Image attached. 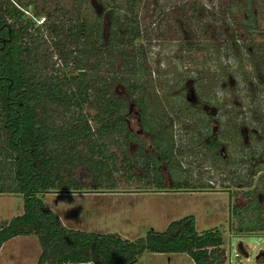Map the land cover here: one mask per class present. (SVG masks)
Segmentation results:
<instances>
[{
    "label": "trees",
    "instance_id": "obj_1",
    "mask_svg": "<svg viewBox=\"0 0 264 264\" xmlns=\"http://www.w3.org/2000/svg\"><path fill=\"white\" fill-rule=\"evenodd\" d=\"M37 1L41 10L32 16L45 15L39 24L24 17L10 1L0 0V24L6 23L11 36L0 51V75L12 81L8 94L0 93V193L18 192L23 196L21 214L0 226V245L12 237L34 235L39 246L35 264H134L143 251L186 253L194 264H221L217 260L223 256L219 231L197 232L192 216L170 222L164 232L150 230L145 238L131 241L116 233L67 228L36 196L77 190L79 179L73 174L77 165L85 167L93 184H100L94 155H102V151L95 140L104 139L107 128L102 124L101 132L91 131L88 122L95 123L94 118L102 122L103 117L90 116L84 108L89 106L91 84L96 86L95 91L107 86L104 78L91 80V51H95L96 60L99 56L108 64L114 52L127 59L135 55L132 50L125 51L122 38L130 36L127 43L131 45L139 36L132 13L119 17L110 10V28L104 36L101 25L69 21L64 12L63 18L49 21L45 0L14 2L19 7H35ZM119 29L123 33H118ZM24 37V44L17 42ZM9 58L23 59H17L11 70L6 61ZM133 59L122 62L108 76L111 84H123L141 110L152 100V91L147 80L140 77L141 65ZM96 63L95 67L102 66ZM112 103L114 121L124 103L117 98ZM263 223H258L257 230L264 231Z\"/></svg>",
    "mask_w": 264,
    "mask_h": 264
},
{
    "label": "rangeland",
    "instance_id": "obj_2",
    "mask_svg": "<svg viewBox=\"0 0 264 264\" xmlns=\"http://www.w3.org/2000/svg\"><path fill=\"white\" fill-rule=\"evenodd\" d=\"M89 1L78 0L77 3H71L72 0H45V12L49 14V21L63 18L61 12H64L69 21L96 22L100 25V19L97 18L98 7L111 9L113 14L119 17L129 11H132V14L136 11L142 34L132 41L131 49L135 53L141 48L144 51L143 67L139 74H145L147 70L159 71L158 77L151 80L158 91L163 89L170 93L174 82L178 83L180 77H192V72L215 71L214 78H217V81H213L215 86L212 91L218 93L222 90L231 97L236 93L239 102L234 104L238 107L246 106L248 95L242 94L247 90L248 81L241 73L244 62L241 58L246 60L247 55L244 53L252 56L254 52L258 53L260 61L264 63V0H134L133 6L131 0H93L98 5L97 8L91 6ZM39 4L38 2L35 7L33 4L28 5L30 14L41 10ZM254 9L256 13L251 19L255 23L254 31L249 34L244 30L247 27L243 29L241 24L239 28L237 26L244 11L253 12ZM182 12L186 13L185 18L191 16L190 19L186 18V23L183 22L178 27L177 21L182 19ZM230 14H233L234 18H231ZM40 17L42 16L33 17L32 21L37 24L36 20ZM231 20L232 28H236V31L228 29L226 32L224 27L229 26L226 22L230 23ZM107 27V24L103 27L104 36L107 34ZM180 28L183 30L180 31ZM234 34L238 39L237 43L245 46V50L240 53L237 49L232 53L227 51L229 38L234 40ZM183 39H189L188 41L197 45L198 50L192 49L189 53L183 51L187 46L178 49L179 41ZM126 50L129 49L125 48ZM113 54L118 58V53ZM176 55L178 58L182 57L181 61L175 59ZM254 60L252 59V62ZM104 69L103 66L96 67L94 72L102 76ZM111 70L113 72L114 69ZM229 72L231 79H220V74ZM262 74L258 71L259 78L264 77ZM222 84L227 87H222ZM252 99V110L255 105L263 108L264 95H256ZM84 110L92 112L88 108ZM131 122H135L134 118ZM256 122L262 126L263 121L259 117H256ZM116 166L109 179H106L105 175L101 176L98 186L82 176L80 187L77 190H69L73 192L49 191L36 196L67 228L98 234L116 233L131 241L145 238L150 230L164 232L170 222L192 216L197 232L210 229L219 231L222 239L220 247L225 256L217 259L221 264H264L260 259L254 258L258 251L264 252V231L257 230L260 224L245 221L252 217L253 213L245 208L247 201L243 195H235L236 204L240 206L236 215L231 212L233 190L212 192L181 189L163 192L152 189L138 192V189H143L145 185H138L137 181L132 179L126 180L128 172L122 170L121 164ZM73 174L75 178H79L75 172ZM22 201L21 193H0V226L21 214ZM239 242L247 253L246 256L237 249ZM38 253L39 246L34 235L12 237L0 245V264H35ZM134 264L194 263L186 253L143 251Z\"/></svg>",
    "mask_w": 264,
    "mask_h": 264
},
{
    "label": "flooded vegetation",
    "instance_id": "obj_3",
    "mask_svg": "<svg viewBox=\"0 0 264 264\" xmlns=\"http://www.w3.org/2000/svg\"><path fill=\"white\" fill-rule=\"evenodd\" d=\"M77 1L72 0L71 3H77ZM131 1V6H133L135 2H133L134 0ZM135 1L137 2V0ZM89 4L96 8L98 6L93 0H90ZM110 10L98 7L97 18L100 19L102 33L105 24L108 26L105 33L110 28L107 18ZM130 13L132 11L123 14V16H128ZM255 13V9L253 12L247 11L245 13L244 11L241 16L243 21L238 22L237 28L241 24L243 29L247 27L244 29L245 32L251 34L255 24L251 19ZM133 14L136 16V21L133 24L139 29L138 37H140L142 30L139 26V17L136 11ZM181 14L183 17L177 21L178 27L183 22L186 23L191 16L188 15L186 20L184 17L186 13L182 12ZM230 16L234 18L233 14ZM24 17L33 18L32 14L30 16L24 15ZM233 20L230 23L226 22L229 24V26L224 27L226 32L228 29H233L231 24ZM1 24L0 51L11 39L10 28L5 22ZM179 30L182 31L183 29L180 28ZM233 30L236 31V28ZM118 31H120L118 33H123L120 29ZM129 37L126 36L124 40L123 38L117 40L124 42L126 48L129 49L128 51H131V45L127 43ZM225 38L227 39V36ZM234 38V40L229 38L228 53H232L234 49H237L238 53L244 51L245 46L242 43H237L238 39L235 34ZM26 40L24 37L17 42L24 44ZM188 40L179 41L178 49L187 46L183 51L190 53L192 49L198 50L197 45ZM137 51V54L133 51L135 56H128L127 59L119 54L117 55L118 58H115L112 53V57L108 58L111 61L109 64L102 62L99 56L97 61L95 51H91L92 57L89 59L91 80L104 78L106 80L104 87L107 86L106 89L99 88L95 91L96 86L94 83L91 84L92 88L89 90L88 96L89 106L87 105V108L92 111L88 114L103 117L102 122L96 118H94L95 123L88 120L91 131L101 132L102 124L107 128V132L104 131L106 137L95 140L98 144V150L102 151V155H94L96 165L99 167L97 176L105 175V178L109 179L113 169L117 168L116 165L121 164L122 170L128 172V175L125 176L127 177L126 180L132 179L137 181L138 185H145L143 189H138V192L152 189L163 192L181 189L212 192L223 189L233 190L232 196L234 198L231 212L238 214L240 206L236 204L235 195L241 194L247 201L244 205L245 208L253 213V216L245 221L250 222V224L263 222L264 106L258 108L255 105L254 110L251 108L254 103L252 97L264 95V77L259 78L258 76V71L264 74V63L260 61L261 57L254 52H252V57L246 52L244 53L245 56L247 55L246 60L241 58L244 61L241 73L248 81L247 90L242 94L248 95L246 106L238 107L234 104V102H239L236 93H233L231 97L222 90H219L218 93L212 91L215 86H213V81H217V78H214L215 71L204 72L202 70V72H192V77H180L178 83H173L169 93L163 89L158 91L151 82L158 77L159 71L147 70L140 77L142 80H147L152 91V95H150L152 100L141 111L139 106L129 98L123 84L118 82L111 84V78L108 76L112 73L111 65H113L112 69L117 70L122 62L132 60V57H134L133 60H138L143 67L144 51L142 48ZM17 59L22 60L23 58ZM17 59L9 58L6 60L10 64L11 70H14L12 64L18 62ZM175 59L179 61L182 57L178 58L176 55ZM252 59L256 61L252 62ZM96 62L105 68L102 76H98L94 72ZM181 73L184 72L181 71ZM126 76L123 72L122 77L125 78ZM230 76V72L225 73V75L220 74V79L224 77L231 79ZM11 83L9 76L6 80L4 76L0 75V93L7 95ZM222 87L225 88L227 85L222 84ZM113 98L115 100L116 98L120 99L124 103L123 110L116 114L114 121H112L111 115L114 109ZM20 104L21 102H19ZM143 112L144 115L142 116ZM256 117L263 121L262 126L256 122ZM132 118L135 120L134 123L131 122ZM112 125H116L114 133H111ZM77 166L73 172L78 175V181L81 182L80 179L83 177H89V172L85 170V167Z\"/></svg>",
    "mask_w": 264,
    "mask_h": 264
},
{
    "label": "water",
    "instance_id": "obj_4",
    "mask_svg": "<svg viewBox=\"0 0 264 264\" xmlns=\"http://www.w3.org/2000/svg\"><path fill=\"white\" fill-rule=\"evenodd\" d=\"M237 249L239 250L240 253H242V255H244V256L247 255V253L243 250V247H242L240 242L237 244ZM254 258L256 260L260 259L262 262H264V252L258 251Z\"/></svg>",
    "mask_w": 264,
    "mask_h": 264
},
{
    "label": "built area",
    "instance_id": "obj_5",
    "mask_svg": "<svg viewBox=\"0 0 264 264\" xmlns=\"http://www.w3.org/2000/svg\"><path fill=\"white\" fill-rule=\"evenodd\" d=\"M10 2L13 3L24 15L30 16V12L28 11L29 6H27L26 8H23L15 4L14 1H10ZM43 18L44 17L42 16L38 20H36L37 24L41 23L43 21Z\"/></svg>",
    "mask_w": 264,
    "mask_h": 264
}]
</instances>
